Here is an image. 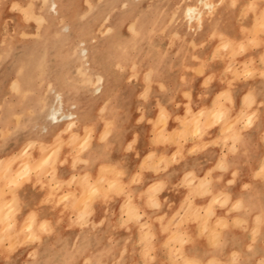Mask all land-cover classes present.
<instances>
[{"label": "rangeland", "instance_id": "374dc122", "mask_svg": "<svg viewBox=\"0 0 264 264\" xmlns=\"http://www.w3.org/2000/svg\"><path fill=\"white\" fill-rule=\"evenodd\" d=\"M123 1H127L126 4ZM187 1L60 0L63 16L60 21L56 15L46 11V0H0V148L8 146L3 156L19 148H27L30 139L37 135L38 128H34L33 124L39 122L44 105L49 100L51 84L63 91L66 104L76 102L79 113L91 122L81 132L77 129L71 131L64 125L58 134H47L44 140H33L30 152L24 150L20 153V164L13 163L16 171L13 170V179L8 177L5 166L0 169V197L5 199L4 212L10 214L9 219H1L0 225L6 226L9 220L15 222L0 238V243L11 240L9 248L12 250L8 251L14 261L10 264H198L195 258L196 263L183 260L182 254L186 255L181 246L183 236L174 229L163 244L166 247L165 262L155 263L157 248L152 243V236L147 234V224L137 222V233L127 225V222L136 221L140 216L132 217L125 210V224H120L125 226L124 234L114 227L105 230L103 220L97 223L89 220L92 202L102 196L100 190L109 181L106 179L101 184L99 177L119 180V171L111 173L113 167L102 164L95 177L90 175L99 189H89L78 200L79 210L86 213L83 218H78L77 211L66 197L67 193L63 196L60 191L80 187L78 181L69 180L71 174L66 179L58 174V167L67 165L68 160L70 168L77 162L86 163L83 154L95 138L97 129L101 133L99 140L105 141L115 127L116 118L128 120L137 112H142L138 102L149 99L153 85H159L161 91L173 90L183 96V82L188 73L192 76L202 73V69L197 70L195 65L198 61L195 50L198 47L196 37L204 30L205 22L200 30H191L184 15V8L191 0ZM246 1L249 4L244 8L243 15L248 11L254 12L256 7V0ZM258 15L263 17L264 9ZM132 21L140 29L139 33ZM107 26H111L112 30L104 33ZM263 28L264 22L259 21L255 32ZM211 36H217L220 42L214 55L233 64L225 73L235 75L236 56L243 50L238 52L233 47L221 55L219 51L224 49L221 48L219 35L213 33ZM87 43L93 46L95 66L105 71L99 94L92 92L91 82L77 68L78 53L73 46L83 49ZM158 78L162 83L157 82ZM161 111L159 109L153 122L158 143H163L169 135V116L162 115ZM190 117L191 114L184 119L183 115L176 117L177 127L171 134L176 136L177 142L198 135L195 124L187 121ZM141 120L143 115L138 119ZM75 134L79 141L74 144ZM55 152L58 154L55 155ZM39 155L44 158L40 159ZM26 156H32L30 161ZM38 158L39 161L35 162ZM21 170L22 173L19 172ZM27 184H34V187L44 191L46 201L53 207L62 205L63 216L66 217L63 228L56 230L47 222L45 227L37 226L34 234L23 230L16 233L15 227H21L28 221V216L21 223L13 218L20 211L19 190ZM224 226V223H219L220 228ZM259 235L263 233L254 227L244 252L233 250L228 256L217 255L205 264H264V240L259 242ZM23 245L27 248H22Z\"/></svg>", "mask_w": 264, "mask_h": 264}, {"label": "crops", "instance_id": "0c3cea01", "mask_svg": "<svg viewBox=\"0 0 264 264\" xmlns=\"http://www.w3.org/2000/svg\"><path fill=\"white\" fill-rule=\"evenodd\" d=\"M232 2L221 3L219 11L217 7L213 15L204 19L205 27L196 37L198 47L195 50L198 58L195 65L197 70L203 68L202 73L194 76L188 73L183 82V96L173 90L161 91L159 85H153L149 99L138 102L142 112L128 120L116 118L115 127L105 141L99 140L101 133L97 129L95 138L83 154L86 163L79 162L70 168L68 160L67 165L58 167L59 177L66 179L74 174V181L86 175L95 177L102 164L113 167L112 174L119 171L116 183L105 176L113 183L103 185L102 196L90 206L89 220L94 223L103 220L105 230L114 227L124 234L125 226L120 224L126 219L125 210L128 208L126 212L130 214L135 212L132 217H140L127 225L137 233V222L147 224V234L152 236V243L157 248L155 263L165 262L166 247L163 244L173 229L183 236L181 246L186 257L195 258L198 264H205L217 255L228 256L233 250L244 252L254 227L263 233L259 235V242L264 240V28L255 32L256 23L264 22V16L258 15L264 9V0H256L255 11L245 15L242 12L249 3L246 0ZM213 33L220 39L223 37L221 44L230 39L235 50H243L236 56L235 75L225 73L228 66L232 68V62L227 63L225 58L214 55L220 42L217 36H211ZM238 41L242 42V47ZM219 52L226 54L225 50ZM214 108L215 112H211ZM159 109L163 110L162 115L169 116V135L163 143H158L154 136L153 122ZM188 114L191 117L187 121L195 124L198 135L177 142L176 136L171 134L177 127L175 119L182 115L184 119ZM141 115L143 120L138 121ZM7 147L0 148V156L7 153ZM80 180V187L69 190L72 193L60 190L61 195L69 194L67 197L78 217L85 211L79 214L76 202L88 186L93 184L90 189L99 188L94 179L87 178L84 185ZM98 181L102 184L103 177ZM85 184H89L87 189ZM18 199L20 211L14 215L18 223L26 216L32 217L36 221L34 233L36 226L47 222L56 230L63 228L66 217L62 205L53 207L38 187L24 185ZM0 202L5 205L3 197ZM132 205L135 209L130 207ZM0 207L2 214L4 206ZM6 213L3 211L1 219ZM7 217L9 219L10 214ZM220 222L225 226L220 228ZM14 223L9 220L6 226ZM6 226L0 225V230L3 228L5 232ZM3 232L0 231V238ZM9 244L10 239L0 243V264L14 261L8 251ZM195 259L192 261L196 263Z\"/></svg>", "mask_w": 264, "mask_h": 264}, {"label": "bare ground", "instance_id": "6f19581e", "mask_svg": "<svg viewBox=\"0 0 264 264\" xmlns=\"http://www.w3.org/2000/svg\"><path fill=\"white\" fill-rule=\"evenodd\" d=\"M47 1V6H46V11L47 12H49V13H51V14H53V15H56V18H58V20H62V18H63V16H62V14H61V6L59 7V5H60V0H46ZM185 1H187V0H185ZM228 0H191L190 1V3H187L186 4V6H185V8H184V15H185V20H187V23H188V25L190 26V28H191V30L192 29H199V28H201L203 25H202V22H204V19L207 17V16H211V15H213L214 14V12H215V10L217 9V7L221 4V3H224V2H227ZM231 2L232 1H234V0H230ZM236 1V0H235ZM127 2V1H126ZM126 2L125 1H123L122 3L123 4H126ZM188 2V1H187ZM233 3V2H232ZM231 3V4H232ZM185 4V3H184ZM251 4V3H250ZM90 5H91V3H90ZM183 9V8H182ZM249 9V8H248ZM263 9V8H262ZM256 15V14H255ZM183 16V15H182ZM214 17V16H213ZM260 17V16H259ZM109 17H108V15H107V19H108ZM184 18V17H183ZM261 18V17H260ZM257 19V18H256ZM132 20H133V18H132ZM184 20V21H185ZM108 21H109V19H108ZM132 22H134V21H132ZM60 23V22H59ZM194 23H196L197 25H196V27H193L192 25L194 24ZM134 24V29L136 30V32L137 33H139V31H140V29L138 28V26H136V23L134 22L133 23ZM67 29H69V27L67 28ZM112 30V27L111 26H107V29H106V31H104V33L105 32H110ZM68 31V30H67ZM260 31V30H259ZM58 32V31H57ZM257 33V32H256ZM223 38V37H222ZM221 38V39H222ZM224 39H226L227 40V38H225L224 37ZM84 40V39H83ZM229 40V41H228ZM226 42L227 43H223V44H221V48L222 49H224V50H228V49H230V47H232V43H230L231 41H230V39H228ZM85 42H86V40H84ZM223 41V40H222ZM218 42V41H217ZM231 44H229V43ZM235 43H236V41H235ZM238 43H241V47H242V42H239L238 41ZM219 45H220V43H219ZM235 45V44H234ZM238 45V44H237ZM240 45V44H239ZM73 48H74V51H77V53H78V69L79 70H82V72L84 73V75L88 78V80L91 82V84H92V87H93V89H92V92L94 93V94H99L101 91H102V88H103V83H104V74H105V71L103 70V69H100V68H97L96 66H95V58H94V52H93V46H91V44L90 43H87V46H86V48L84 47L83 49H80V47L77 45V48H76V45L75 46H73ZM76 48V49H75ZM233 48V47H232ZM213 51V50H212ZM218 52V51H217ZM220 53V52H219ZM224 53V52H223ZM215 54V53H214ZM262 57V56H261ZM260 57V58H261ZM92 62V63H91ZM241 63V62H240ZM228 66V65H227ZM233 66V65H232ZM201 67V66H200ZM230 66H228L227 68H229ZM188 68V67H187ZM226 68V69H227ZM231 68V67H230ZM203 69V68H202ZM234 69V68H233ZM237 70V69H236ZM254 70V69H253ZM152 71V70H151ZM137 73V72H136ZM240 73V72H239ZM207 78H208V76H207ZM207 78H205V79H207ZM69 79V78H68ZM157 82L158 83H162L161 82V80L158 78L157 79ZM208 83V82H207ZM51 83H49V85H50ZM16 87V86H15ZM224 90H226V89H224ZM221 92V91H220ZM225 92V91H224ZM229 92V91H228ZM50 97H49V100L47 101V103L44 105V109L42 110V113H41V116H40V118H39V122H37V123H35V124H33V127L34 128H38V133H37V135L36 136H34L33 138H31L30 139V142L28 143V147L26 148H19V150H16V151H12V152H10V153H8V155H6V156H3V155H1L0 156V169H3L4 168V166L8 169L7 171V175H8V177L10 178V179H13V170H14V167H13V163L15 162V163H17V162H19V161H21L20 160V158L18 159V157H20V153L21 152H24V150H25V152H30V150H31V143H32V141L33 140H35V139H40V140H44V138H45V135H47V134H58V132L61 130V128L64 126V125H67L68 126V128L69 129H71V131L72 130H75V129H77V130H81V131H83L84 129H86L87 128V126H88V124H89V119H87L86 118V116L85 115H82L81 113H79V110H78V108H77V103L76 102H70V103H68V104H66V102H65V99H64V96H63V91L61 90V89H59V88H57V87H55V86H53L52 84H51V90H50ZM214 97V96H213ZM215 97H216V95H215ZM221 101V100H220ZM211 103V102H210ZM217 103V102H216ZM212 106V105H211ZM210 106V107H211ZM41 108H43V106L41 107ZM201 109V108H200ZM199 109V110H200ZM198 110V111H199ZM212 111H214L215 112V108L212 110L211 109V112ZM217 111V110H216ZM196 114L197 113H199V112H195ZM211 114V113H210ZM215 114V113H214ZM212 115V114H211ZM216 115V114H215ZM240 115V114H239ZM238 115V116H239ZM206 116V115H205ZM194 117H195V114H194ZM209 117V116H208ZM220 117V116H219ZM216 118H217V116H216ZM236 118V117H235ZM194 119V118H193ZM219 118H217V121H219L218 120ZM195 120V119H194ZM232 121H233V119H232ZM231 121V122H232ZM248 121V120H247ZM248 122H250V121H248ZM91 123V122H90ZM230 123V122H229ZM249 124V123H248ZM77 125H78V127H77ZM161 126V125H160ZM159 126V127H160ZM185 126V125H184ZM65 128V127H64ZM221 128H222V126H221ZM178 129V128H177ZM65 130V129H64ZM191 130V129H190ZM67 131V130H66ZM80 131V132H81ZM191 132V131H190ZM73 133V132H72ZM75 133V132H74ZM80 134V133H79ZM192 134V133H191ZM190 134V135H191ZM71 135V134H70ZM231 135V134H230ZM81 136V135H80ZM79 136V137H80ZM84 136V135H83ZM36 137V138H35ZM38 137V138H37ZM71 137V136H70ZM195 138V137H194ZM77 141H79V139L77 138V136H76V134L74 135V139H73V143L75 144V142H77ZM223 141V140H222ZM88 142V141H87ZM173 142H175V141H173ZM226 142V141H225ZM47 143L49 144V143H51V141H47ZM78 143V142H77ZM171 143V142H170ZM220 143V142H219ZM218 143V144H219ZM52 144H54L53 142H52ZM51 144V145H52ZM80 144V143H79ZM47 145V144H46ZM45 145V146H46ZM44 146V145H43ZM74 148V147H73ZM86 148V147H85ZM45 149H46V147H45ZM49 149H51V148H49ZM48 149V150H49ZM56 149V148H55ZM59 149V148H58ZM61 149V148H60ZM43 150V149H42ZM52 151V150H51ZM60 151V150H59ZM44 152H46V151H44ZM53 152V151H52ZM52 152L50 153L51 155H52ZM47 153H48V151H47ZM56 154H58V153H56L55 152V155ZM76 154V153H75ZM30 155V154H29ZM36 155V154H35ZM42 155H43V153H42ZM46 155V154H45ZM54 155V154H53ZM25 156V155H24ZM48 156V155H47ZM27 158H28V160L30 161V158L32 157V156H26ZM26 157H24L25 159H27ZM38 157H40V159H43L40 155L38 156ZM49 157H51V156H49ZM74 157V156H73ZM52 158V157H51ZM51 158H49V159H51ZM5 159V160H4ZM21 159H23V157L21 158ZM55 159H57V158H55ZM32 160V159H31ZM35 160V159H34ZM53 160V159H52ZM65 160V159H64ZM23 162H27V160H22ZM36 161H39V158H38V160H35V162ZM51 162H53V161H51ZM30 163V162H29ZM32 163H33V161H32ZM38 163V165H40L39 164V162H37ZM36 163V164H37ZM78 163V162H77ZM19 164H20V162H19ZM35 164V163H34ZM43 164V163H42ZM41 164V165H42ZM103 166H106V165H103ZM22 167H23V164H22ZM20 168V167H19ZM18 168V169H19ZM50 168V167H49ZM12 169V170H11ZM23 169V168H22ZM47 169V168H46ZM111 170V169H110ZM15 171V170H14ZM16 172V171H15ZM19 172H21L22 173V170L21 171H19ZM4 173V172H3ZM25 173V172H24ZM108 173V172H107ZM112 173V172H111ZM256 173V172H255ZM5 174V173H4ZM18 175V174H17ZM20 175V174H19ZM78 175V174H77ZM100 175V174H99ZM73 176H74V174H73ZM73 176H71L72 177V179L71 178H69V180L71 179V181H74V179H76V177L74 178ZM84 176V175H83ZM87 176V175H86ZM86 176L85 177H82V178H79L78 179V181L80 180L81 181V183H83V185H84V182H86L85 180H87V178H88V180L91 178H89L88 176H87V178H86ZM101 176V175H100ZM114 176V175H113ZM80 177V176H79ZM102 177H103V180L104 181H106V178L107 177H105V176H101V179H102ZM25 179V178H24ZM30 179V178H29ZM91 179H93V178H91ZM26 180V179H25ZM108 180V179H107ZM8 181V180H7ZM23 181V180H22ZM110 181V180H109ZM114 181V180H113ZM55 182H56V180H55ZM55 182H53V183H55ZM90 182V181H89ZM108 182V181H107ZM201 182V181H200ZM93 183V182H92ZM103 183V182H102ZM113 183V182H112ZM115 183H116V181H115ZM78 184H80L79 182H78ZM34 185V184H33ZM89 184H85V186H86V189H87V186H88ZM93 185V184H92ZM92 185H90V187L92 188ZM96 185H97V183H96ZM90 187L88 186V190L90 189ZM94 187V186H93ZM83 188V187H82ZM99 189V188H98ZM157 189V188H156ZM88 190H86V191H88ZM93 190H96V189H93ZM150 190V189H149ZM68 192H69V194H70V192L71 191H69V190H67ZM73 191V190H72ZM86 191H85V193H86ZM72 193V192H71ZM74 194L76 193V192H73ZM85 193H83V195H85ZM69 194H67V195H69ZM74 194H72V195H74ZM98 194V193H97ZM96 194V195H97ZM99 194H101L100 192H99ZM66 194H63V196H65ZM67 195H66V197H67ZM77 195V194H76ZM82 195V196H83ZM81 196V197H82ZM71 197V196H70ZM224 197V196H223ZM222 197V198H223ZM69 198V197H68ZM43 199H45V198H43ZM71 199H74L73 197L71 198ZM85 199V198H84ZM2 200V199H1ZM91 200V199H90ZM4 201V200H3ZM130 202V201H129ZM129 202L127 203V204H129ZM223 202V201H222ZM73 203V202H72ZM76 203H78V202H76ZM76 203L74 204V205H76ZM221 203V202H220ZM0 205H2V206H5V205H3L1 202H0ZM78 206V205H77ZM134 205H132V206H130V207H132V209L134 208L133 207ZM76 207V206H75ZM120 207V206H119ZM125 207V206H124ZM123 208V207H122ZM127 208V207H126ZM195 208V207H194ZM0 209H1V207H0ZM79 209H81V206H78V210ZM89 209V208H88ZM128 209V208H127ZM126 209V210H127ZM135 209V208H134ZM3 210V209H2ZM137 210V209H136ZM4 211V210H3ZM3 211H2V214H3ZM124 211V210H123ZM129 211V210H128ZM192 211V210H191ZM81 211H79V214H81L80 213ZM187 212H189V211H187ZM31 213V212H30ZM130 213V212H129ZM137 213V212H136ZM2 214H0V216L2 215ZM7 215H9L8 214V212L6 213ZM83 214H85V216H86V213H83ZM83 214H81V215H83ZM121 214V213H120ZM124 214V213H123ZM132 214H135V212H131V216H132ZM187 214V213H186ZM7 215H5L4 216V219L6 218H8L7 217ZM31 215V214H30ZM29 215V216H30ZM81 215H79L80 217H81ZM176 216V215H175ZM174 216V217H175ZM179 216V215H178ZM80 217H78V218H80ZM84 216H82L81 218H83ZM136 217H137V215H136ZM172 217V216H171ZM14 218V217H13ZM12 218V219H13ZM0 219H1V217H0ZM173 220V219H172ZM9 222V221H8ZM11 222V221H10ZM14 222V221H13ZM36 222V221H35ZM35 222H34V220L32 219V217H30L29 219H28V221H26V223L23 225V227H21L22 229H15L16 230V233H20V232H22V230L25 232V231H28L30 234H34V227H35ZM46 221L44 220L43 221V223H45ZM124 222V221H123ZM172 222H175V221H172ZM199 222V221H198ZM4 223V222H3ZM168 223V222H167ZM166 223V224H167ZM122 224V223H121ZM123 224H125V223H123ZM171 224V223H170ZM173 224V223H172ZM11 224H9V226H10ZM42 226L44 225V224H41ZM40 225V226H41ZM46 225V224H45ZM44 225V226H45ZM8 226H6V227H4V230L7 228ZM37 227V226H36ZM165 227V226H164ZM10 229H12V228H10ZM14 229V228H13ZM36 229V228H35ZM0 231H2L3 232V228L0 230ZM48 231V230H47ZM11 233V232H10ZM140 233V232H139ZM2 235H3V233H1ZM13 235V234H12ZM141 235V234H140ZM3 236H5V234L3 235ZM3 236H1V237H3ZM15 236V235H14ZM11 238V237H10ZM185 238V237H184ZM13 239V238H12ZM166 241V240H165ZM7 242H8V240H7ZM14 242V241H13ZM16 243V242H15ZM10 245V244H9ZM18 245V244H17ZM6 246V245H5ZM4 246V247H5ZM150 246H152V245H150ZM13 247V246H12ZM145 247V246H144ZM152 248V247H151ZM9 249H11V248H9ZM12 250V249H11ZM149 250V249H148ZM152 251V250H151ZM234 252H237L238 253V251L236 250V251H234ZM240 253V252H239ZM182 257H183V260L184 261H186V262H188V261H192V260H194V259H192V258H189V257H186V255H184V254H182ZM215 260H218V259H215ZM214 262V261H213ZM221 262V261H220Z\"/></svg>", "mask_w": 264, "mask_h": 264}]
</instances>
